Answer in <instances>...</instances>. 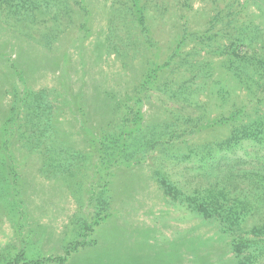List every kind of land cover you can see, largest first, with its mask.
<instances>
[{
    "label": "rangeland",
    "instance_id": "1",
    "mask_svg": "<svg viewBox=\"0 0 264 264\" xmlns=\"http://www.w3.org/2000/svg\"><path fill=\"white\" fill-rule=\"evenodd\" d=\"M84 1L88 32L76 0L67 29L43 8L0 10V257L22 249L29 257L58 255L80 237L78 223L92 219L91 188L104 172L97 165L99 137L120 124L131 104L145 113V137L156 124L197 127L168 153L157 149L153 159L113 169L110 216L90 234L95 244L66 264H237L230 234L184 197L169 195L155 171L160 164L171 180L191 177L196 163L180 160L183 154L224 140L237 126L198 127L204 120L242 105L249 118L264 113V71L248 59L264 58V0H152L154 45L144 44L129 20L127 0ZM27 15L33 18L23 21ZM184 34L179 55L141 91L153 61L170 60ZM236 43L251 55L236 58ZM10 116L17 120L5 131Z\"/></svg>",
    "mask_w": 264,
    "mask_h": 264
},
{
    "label": "trees",
    "instance_id": "2",
    "mask_svg": "<svg viewBox=\"0 0 264 264\" xmlns=\"http://www.w3.org/2000/svg\"><path fill=\"white\" fill-rule=\"evenodd\" d=\"M71 0H0V10L15 7L16 15L23 8L29 10L43 8L52 15V21L58 28L67 29L72 22ZM152 0H127L126 7L129 20L134 23L146 45H154L156 39L149 22L147 5ZM76 4L85 14L81 28L88 32L87 17L89 7L84 0H76ZM20 9V10H19ZM17 20L21 19L16 16ZM23 21L33 16H24ZM187 34L180 37L171 54L170 60L163 64L153 61L141 84V91L157 82L163 68L170 66L185 46ZM242 44L234 45L236 58H247L250 52L242 51ZM264 71V58L248 57ZM13 69L20 81L25 82L22 70L13 64ZM142 100V98H141ZM262 100V99H261ZM140 101V99L136 102ZM13 107V111H14ZM248 107L242 105L228 115H218L202 122V128L236 122L237 126L231 134L217 143H206L199 150L191 147L180 160L196 163V173L184 180H171L160 164L155 174L165 191L174 198L184 197L193 211L204 219H215L223 232L230 234L229 245L237 258V264H257L264 255V113L249 118ZM144 111L126 106L120 124L102 132L98 144V170L104 171L97 184H92L90 200L95 203V212L91 220H80L78 227L80 237L70 242L58 255H39L29 257L24 249L13 256H1L0 264H66L72 254L80 249L92 246L95 241L89 240L90 234L100 223L110 216V203L106 194L109 177L114 168L132 167L167 152L176 140L191 134L197 126L178 131L175 124L163 123L162 128L153 125L149 128L150 136L143 135ZM248 117L247 119H245ZM187 119V118H186ZM10 116L4 127L16 121ZM188 121L191 119L188 118ZM12 127V126H10ZM184 138L183 141H186ZM157 149H161L158 152ZM240 152H242L240 154ZM0 159V166H4ZM198 166V167H197ZM200 170V173H199ZM198 172V173H197ZM185 176V174H184ZM98 185V190L95 186ZM193 185L191 192L181 188Z\"/></svg>",
    "mask_w": 264,
    "mask_h": 264
}]
</instances>
